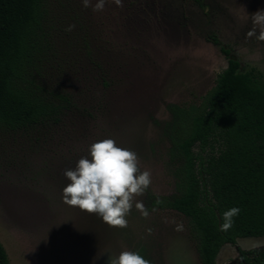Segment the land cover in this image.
I'll list each match as a JSON object with an SVG mask.
<instances>
[{
	"label": "rangeland",
	"instance_id": "rangeland-1",
	"mask_svg": "<svg viewBox=\"0 0 264 264\" xmlns=\"http://www.w3.org/2000/svg\"><path fill=\"white\" fill-rule=\"evenodd\" d=\"M122 5L107 0L95 12L82 0H43L24 83L49 99L66 97L70 107L60 122L33 134L0 128V241L11 264H109L122 251L150 264H203L192 223L165 206L177 193L165 128L174 121L171 106H199L215 87L228 65L221 46L241 72L264 76V42L247 36L264 0ZM109 138L136 152L140 171L151 173L123 229L63 202L65 171ZM238 249L264 252V237L226 246L218 264H238Z\"/></svg>",
	"mask_w": 264,
	"mask_h": 264
},
{
	"label": "trees",
	"instance_id": "trees-1",
	"mask_svg": "<svg viewBox=\"0 0 264 264\" xmlns=\"http://www.w3.org/2000/svg\"><path fill=\"white\" fill-rule=\"evenodd\" d=\"M43 0H0V128L33 134L61 121L70 101L49 99L26 84V66L43 19ZM214 42L220 46L217 40ZM227 67L199 106H171L165 129L176 161L177 193L166 207L192 223L203 264H218L239 239L264 237V76L242 71L221 46ZM238 207L221 230L223 213ZM239 264H264V252L238 249ZM0 264H11L0 241Z\"/></svg>",
	"mask_w": 264,
	"mask_h": 264
},
{
	"label": "clouds",
	"instance_id": "clouds-1",
	"mask_svg": "<svg viewBox=\"0 0 264 264\" xmlns=\"http://www.w3.org/2000/svg\"><path fill=\"white\" fill-rule=\"evenodd\" d=\"M122 7V0H113ZM85 8L95 12L105 10L107 0H82ZM253 27L247 33L249 38L264 42V10L251 15ZM69 25L66 31H73ZM257 29L259 31H257ZM90 159L81 158L75 169L66 170L64 175L70 183L63 189V202L83 212L98 215L111 228H126V216L133 207L135 197L143 195L151 183V173L140 171L138 154L117 146L113 139H103L89 148ZM136 208L142 210L137 202ZM240 212L233 207L223 213L221 230H228L234 217ZM149 232L151 230L149 229ZM109 264H150V261L135 251H122L117 258H110Z\"/></svg>",
	"mask_w": 264,
	"mask_h": 264
},
{
	"label": "flooded vegetation",
	"instance_id": "flooded-vegetation-1",
	"mask_svg": "<svg viewBox=\"0 0 264 264\" xmlns=\"http://www.w3.org/2000/svg\"><path fill=\"white\" fill-rule=\"evenodd\" d=\"M241 257H242V256H241V254L239 253V263L241 262ZM239 263H238V264H239Z\"/></svg>",
	"mask_w": 264,
	"mask_h": 264
}]
</instances>
